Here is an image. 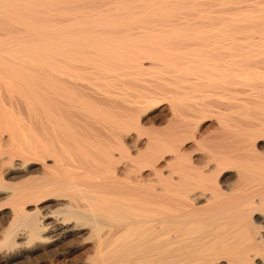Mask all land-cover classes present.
Wrapping results in <instances>:
<instances>
[{"label": "bare ground", "instance_id": "1", "mask_svg": "<svg viewBox=\"0 0 264 264\" xmlns=\"http://www.w3.org/2000/svg\"><path fill=\"white\" fill-rule=\"evenodd\" d=\"M0 218V264H264V0H0Z\"/></svg>", "mask_w": 264, "mask_h": 264}, {"label": "rangeland", "instance_id": "2", "mask_svg": "<svg viewBox=\"0 0 264 264\" xmlns=\"http://www.w3.org/2000/svg\"><path fill=\"white\" fill-rule=\"evenodd\" d=\"M165 109H163V107L161 108L160 106L159 107H157V108H155V109H153V110H150L149 112H147L146 114H144V117L146 118V116H151V118L154 120H152V121H150L149 120V122L147 123V119H144L142 122V124L144 125L143 127H145L144 129H148V130H150V128L152 127L153 129L154 128H156V129H163L166 125H167V118L166 117H168V115H166V110L164 111ZM152 111V112H151ZM163 111V112H162ZM166 112V113H165ZM159 114V115H158ZM166 115V116H165ZM169 118V117H168ZM167 121H165V120ZM145 121H146V123H145ZM150 122H152V123H150ZM160 123H161V125H160ZM165 124V125H164ZM205 124H208L207 122L205 123ZM153 125V126H152ZM158 125V126H157ZM150 127V128H149ZM160 127V128H159ZM151 128V129H152ZM2 222V223H1ZM0 223H1V225L3 224L4 225V223H5V220H3V219H1L0 218ZM0 225V226H1Z\"/></svg>", "mask_w": 264, "mask_h": 264}]
</instances>
